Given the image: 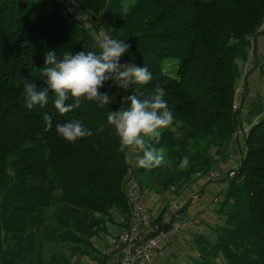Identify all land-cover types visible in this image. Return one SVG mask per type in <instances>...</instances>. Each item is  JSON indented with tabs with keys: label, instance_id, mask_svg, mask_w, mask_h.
<instances>
[{
	"label": "trees",
	"instance_id": "16d2710c",
	"mask_svg": "<svg viewBox=\"0 0 264 264\" xmlns=\"http://www.w3.org/2000/svg\"><path fill=\"white\" fill-rule=\"evenodd\" d=\"M126 1L125 7L123 0H85L84 18L70 0H0V264H71L56 254L45 259V242L68 244L82 256L95 253L94 264H102L95 238L110 224L128 226L130 176L142 192L178 195L215 170L236 143L238 61L247 60L262 33L264 0ZM88 22L125 40L129 48L120 63L147 67L151 82L125 91L106 81L99 91L111 101L103 108L84 101L60 115L50 95L45 108L28 109L23 85L46 87L41 68L47 51L61 58L66 51H100ZM165 58L176 59L175 76L163 70ZM258 64L264 74V53ZM158 86L174 120L154 144L163 150V164L148 170L130 162L129 149L119 150L107 115L120 109L124 95L142 99ZM260 108L241 135L237 166L222 178L213 235L193 237L186 264H264V92ZM44 112L53 116L48 131ZM69 121L93 135L67 141L55 125Z\"/></svg>",
	"mask_w": 264,
	"mask_h": 264
},
{
	"label": "clouds",
	"instance_id": "9594fccd",
	"mask_svg": "<svg viewBox=\"0 0 264 264\" xmlns=\"http://www.w3.org/2000/svg\"><path fill=\"white\" fill-rule=\"evenodd\" d=\"M97 47L100 50L98 53L79 51L73 54L66 51L62 58L58 57L56 50L47 51L44 54V67L41 68L46 87L25 81L23 95L26 107L45 108L51 95L54 97V109L60 115L79 108L84 101H94L103 108L111 101L108 92L99 91L106 81L112 80L118 89L125 91L133 84L146 85L151 82L152 74L147 67L120 63L122 54L129 48L125 40L104 36L97 41ZM164 95V89L159 86L142 99L134 93L124 95L120 109L107 115L108 123L114 127L119 138V150H138L137 167L150 170L164 162L163 150L154 147V144H159L163 130L169 128L174 120ZM43 121L45 131L51 130L53 116L44 112ZM55 128L59 136L73 143L78 138L93 135L78 121L57 123Z\"/></svg>",
	"mask_w": 264,
	"mask_h": 264
},
{
	"label": "rangeland",
	"instance_id": "374dc122",
	"mask_svg": "<svg viewBox=\"0 0 264 264\" xmlns=\"http://www.w3.org/2000/svg\"><path fill=\"white\" fill-rule=\"evenodd\" d=\"M69 1V0H68ZM84 1L85 0H70L71 7L77 12L80 16L86 18L84 14ZM123 4L126 7L128 5L126 0H123ZM90 28L93 29L94 35L99 39L103 38L105 35L103 29L96 25V22L90 23ZM261 34L256 37L255 44L253 49L249 51V55L245 62L238 61L239 67V77L237 78V89H236V104H240V122L241 127L237 130L236 133V143L231 144L230 149L227 151V155L223 161L219 162L216 169L221 173V178L213 179L209 183H216L217 186L220 187L219 191L216 193V196L210 199V210L206 211L204 216L200 215V212H191L189 210H184V212L179 213V218L184 227V234L177 237L175 240L171 241V247L173 246V258L172 260H167L166 264H186L190 260V255L194 250V241L193 237L197 234L207 235L210 238L212 237L211 227L214 224L216 215V204L218 202L220 193L223 191L226 182L223 181V177L233 170L239 161L240 157V146H242V140H240L242 133L248 130V122L249 118H253L256 116L258 112L261 111L260 104L263 99L264 92V74L262 72V68L258 64L260 61L261 55L264 53V24L261 27ZM122 60V56L121 59ZM175 63L176 59L174 58H165L162 61L163 70L166 71L171 76H175ZM257 64V65H256ZM244 84L245 87V95L241 100L240 95L243 89ZM254 108V113L248 114L250 109ZM134 149L129 150L128 158L130 162L135 163L137 154L134 153ZM195 182V181H194ZM193 183V182H192ZM192 183H189V186L183 189L182 193H193L194 188L191 189ZM201 189L197 190L199 193ZM175 194L172 190L161 191L160 189H153L148 191H141V201L145 208V211L149 214H160V211L165 209V205L170 202L174 198ZM189 200V199H187ZM189 205V203H188ZM165 206V207H164ZM212 209V210H211ZM191 212V213H190ZM150 215V216H151ZM208 217V218H207ZM188 226H187V225ZM108 232L100 234L97 238H95V244L97 249L100 250L101 255L111 256L115 253L113 249V243L115 242L116 235L120 229L117 225H108ZM193 241V242H192ZM51 254H56L57 256H64L71 264H94L95 260L93 256H82L79 253H72L68 244L61 242H45L43 247V257L48 259ZM101 257V256H100ZM63 258V257H62ZM94 260V261H93ZM162 260V257H161ZM165 260H162L161 263H165ZM104 264V263H103Z\"/></svg>",
	"mask_w": 264,
	"mask_h": 264
},
{
	"label": "built area",
	"instance_id": "2783aa9c",
	"mask_svg": "<svg viewBox=\"0 0 264 264\" xmlns=\"http://www.w3.org/2000/svg\"><path fill=\"white\" fill-rule=\"evenodd\" d=\"M220 176L221 173L217 170L199 176L195 188L206 186L213 179L221 178ZM197 198V190L191 194L175 195L158 219L159 213L150 216L145 211L138 182L130 176L126 183L130 220L128 226L116 235L113 243L116 259L112 264H157L158 259L164 256L167 244L183 232L179 218L181 208L187 199Z\"/></svg>",
	"mask_w": 264,
	"mask_h": 264
},
{
	"label": "crops",
	"instance_id": "0c3cea01",
	"mask_svg": "<svg viewBox=\"0 0 264 264\" xmlns=\"http://www.w3.org/2000/svg\"><path fill=\"white\" fill-rule=\"evenodd\" d=\"M192 183V182H191ZM193 185L191 186V189L194 188L195 182L192 183ZM201 189L198 193V198L196 200L192 199L191 202L189 203L187 210L190 209L191 212H200L201 216L206 217L205 214L206 211L210 210L211 204L210 199L216 196V193L219 191L220 187L216 185V183H208L206 186L200 187V188H195V190ZM166 206V205H165ZM164 206V207H165ZM212 210V209H211ZM190 212V213H191ZM205 214V215H204ZM149 215H151L149 213ZM155 214H152L151 216H154ZM208 218V217H207ZM215 222V221H214ZM187 225V224H186ZM188 226V225H187ZM213 226V225H212ZM212 230V227H211ZM185 230L183 227V232L179 235L181 236L184 234ZM193 242V241H192ZM173 246L171 247V242L167 244L166 246V251L164 253V256L162 257V260H165V263H161V258L158 259L157 264H166L167 260H172L173 258ZM116 259V253L112 254L111 256H106L102 264H112Z\"/></svg>",
	"mask_w": 264,
	"mask_h": 264
}]
</instances>
